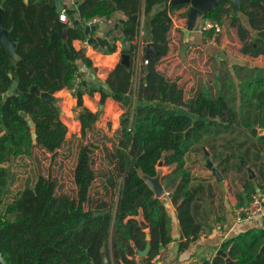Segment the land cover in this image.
Wrapping results in <instances>:
<instances>
[{
    "label": "trees",
    "instance_id": "1",
    "mask_svg": "<svg viewBox=\"0 0 264 264\" xmlns=\"http://www.w3.org/2000/svg\"><path fill=\"white\" fill-rule=\"evenodd\" d=\"M171 1L119 0L117 4L113 0H85L79 6L76 17L85 24L96 18L109 20L116 12L127 17L122 34L130 42L129 49L124 52L130 58V66L119 63L104 86H93L92 82L82 79L80 72L81 67L93 70V63L73 46L75 40H85V35L58 22L56 11L48 5V0H43L46 4L36 17L30 11L22 13L23 0H0L4 9L3 27L10 30L18 56L14 59L0 42V249L8 264H104V256L108 264H141V261L156 264L153 260L161 254V246L166 247L174 241L173 218L162 199L156 198L147 184L146 176H159L170 203L177 206L176 218L181 229L179 248L183 251L206 230V226L197 223L193 211L188 156L204 151V147L216 153V142L221 140L229 153L211 155L219 159L222 173L236 167L245 169L240 157L247 163L250 156L264 162V150L256 145L264 146V142L256 139V143L248 147L245 141L232 146L233 142L225 137L251 135L257 114L258 124L264 128V78L250 89L254 118L238 128L237 113L227 103L219 86L213 94L214 90L204 85L193 99L186 101L184 90L158 72L157 64L170 51L167 34L172 25L171 14L187 6L173 5ZM157 6L163 8L152 15L149 39L144 35L141 38L144 43H153L157 52L150 54L147 74L143 67L142 77L135 87L136 78L140 76L136 71V56L144 30L141 16H149ZM232 6L230 0L221 2L204 18L221 25L227 19L230 27L237 28L241 54L250 58L264 56V0H242L238 15L234 14ZM75 13L69 11L68 14ZM240 14L248 19L254 34L242 24ZM135 15L136 21L129 20ZM50 19L56 23L51 25ZM7 20L12 22V29ZM55 32L59 35L52 37ZM100 45L109 47V42L100 41ZM110 50L115 53L116 45ZM76 80H79L77 87ZM14 81L18 82V92L4 99L3 95ZM32 87L52 95L64 89L72 91L76 102L74 112L83 137L99 122L102 113L85 107V95L92 97L100 93L102 105L107 98H112L128 107L120 119L123 136L117 151H105L110 167L108 185L114 194L112 202H101L95 209L91 208L95 173L91 148L86 146L79 154L74 173L77 200L58 199L52 178L38 176L33 185L28 183L5 203L10 175L6 165L13 158L32 156L36 147L55 153L68 134V127L55 103L32 94ZM128 96L130 102L126 101ZM138 100L185 108L208 121L179 117L176 110L156 104L139 106ZM23 112L35 124L36 143L33 129L21 116ZM162 159L164 166L159 168ZM231 160H237V165H230ZM163 168L170 172L165 174ZM246 190L247 196H239L238 207L247 205L252 195L259 191L263 193L264 186L256 185V179L248 180ZM143 221L148 231L141 228ZM148 246V256L137 261L138 252L145 251ZM220 250L227 256L216 254L211 260L202 259L192 264H228L227 258L233 264H264V227L252 228L227 239Z\"/></svg>",
    "mask_w": 264,
    "mask_h": 264
},
{
    "label": "crops",
    "instance_id": "2",
    "mask_svg": "<svg viewBox=\"0 0 264 264\" xmlns=\"http://www.w3.org/2000/svg\"><path fill=\"white\" fill-rule=\"evenodd\" d=\"M56 1H59L63 8L62 12H65L69 17V21L67 23H63L59 20V15L62 12L58 10ZM84 1L85 0H48L47 3L56 11V20L58 22L65 26L73 28V25L70 22L71 15H69L68 13L69 11H71V8H74L76 12L74 15L77 16L79 6L84 3ZM45 4L46 3H44L43 0H23V5L25 8L23 9L22 13L25 14V11H30V13L35 14L36 17L40 13L42 6ZM0 7L3 9L2 6ZM162 8L163 6H157L154 9L153 13L149 16H141V27L143 26L144 30L141 32L142 35L140 36V41L142 40L141 38L143 35L144 38L149 39L148 33L150 30V20L152 18V15H154V13L161 10ZM189 10L190 6H186L185 8L175 11L171 14L172 25L167 34L170 51L169 54L166 57L162 58L157 64L158 72L163 74L166 78L176 82L180 88L185 90L186 87L195 85V81L198 79V75H196L197 68L205 69L207 67L206 64L210 58L225 62L226 67L231 71H234V68L238 67V71H240L241 73L242 71L247 73L251 71L253 72L259 67H264V56H261L259 58H250L241 54L240 50L242 47V43L239 40L237 28L230 27L229 21H227V19H225L222 23L223 34H220L216 37L212 32H201L198 25L193 32L188 33V14H186V12ZM114 17H119L120 19L124 20L127 19V17H125L121 12H116L111 19H103L102 22L104 23V30H110L114 28L115 24L117 23L116 20H113ZM239 17L242 24H244L252 34H254L253 30L249 26L248 19L242 14H240ZM76 18L79 19L78 17ZM56 20L50 19L49 23L51 25H54V23H56ZM7 24L10 26V29L13 28V24L11 21L7 20ZM4 29L6 28L4 27ZM6 30L10 36V30ZM21 34V32H18V35ZM115 35L119 37L115 43L117 51L108 55L93 49L87 43L86 39L75 40L73 42L74 48L77 51H83L86 57L89 58L93 63V70H88L85 67L80 68L82 79L88 82H92L93 86H104L108 76L112 73L116 66L121 63L122 54L124 53L121 41L124 37L122 32H114L111 37ZM92 36L98 38L99 42L109 40V38H107L103 34V32L92 33ZM218 37H222V40L217 41ZM187 39H189L190 45L185 52V56L183 57L182 51ZM149 43L142 42V60L149 59L150 57V54H148L147 51V45ZM101 47L107 48L108 46ZM144 71L145 74H147L146 66H144ZM141 77L142 74L140 72L138 80ZM200 78L202 79V77ZM138 80H136L135 87L138 84ZM191 89L192 92L195 91L194 87H191ZM58 93L67 96V102L70 104V106L76 103L71 91L64 89ZM194 97H192V99ZM84 105L94 113H96L97 111H101L102 113L100 116V121L102 123L104 121L120 122L122 115L128 110V107L126 105L117 102L112 98H107L104 105H102L100 93H95L92 97L89 95H85ZM231 107H233V111L237 113V117L238 113L240 117H242V115L247 116V107L244 110L240 109V105H238L237 108L236 106ZM245 121L248 120L245 119L243 122L236 120V126L238 128H242ZM97 124L98 123L94 124L91 128H94ZM259 127L262 128L261 126ZM257 129L259 130L258 127ZM222 144L223 142L217 145V155L219 153H223L221 150H219L222 147ZM238 145L239 144L234 146ZM256 145L258 149L264 150V146H260L258 145V143H256ZM211 160L214 163V167L219 171L221 180L217 175H215L212 169L207 167V160L205 159V155L202 159L199 152L191 153V155L188 156L187 160V167L191 173L189 190L194 197V215L196 217L197 223L202 224L203 227L206 226V230L200 235L199 239L196 242L191 243L187 249L180 251L179 243L181 241V229L179 221L176 218L177 206H173L170 203L172 209L168 212L171 213V216L173 218L172 234L174 237V241L164 247L163 250H161V254L153 260L154 263L192 264L195 262H199L202 259L211 260L218 253L221 245L227 239L232 238L252 228L264 227V213L255 217L251 221H244L241 223L235 222V211L239 208V196H247L248 190H246V185L247 181L250 179L249 177H246V168L241 169L240 167H236L226 173H222L221 167L219 168L218 164H216L217 162H219V159L213 160L212 156ZM230 165H237V160H231ZM6 166H8V164ZM248 166L252 167L255 172L256 176L254 179H256V185L260 184L264 186V162L261 160L256 161L250 156L248 159ZM258 194L261 195L264 205V192L262 193L259 191ZM218 225L223 226V234L217 232L216 227ZM185 240L186 239H184L183 241ZM139 259L140 257L137 255L136 260L139 261ZM141 264L145 263L141 261Z\"/></svg>",
    "mask_w": 264,
    "mask_h": 264
},
{
    "label": "rangeland",
    "instance_id": "3",
    "mask_svg": "<svg viewBox=\"0 0 264 264\" xmlns=\"http://www.w3.org/2000/svg\"><path fill=\"white\" fill-rule=\"evenodd\" d=\"M220 40H222V37L217 38V41ZM206 66L205 69L197 68L196 75H198V79L195 81V85L185 88L184 93L186 101H190L192 97L196 96L204 85L212 88L214 90L213 94H216V87L219 86L230 106H236L237 108V106L240 105V109L242 110L246 107L248 108L247 116L242 115V117H240L238 113V121L243 122L245 119H253L254 104L250 101L249 93L253 84L264 78V67H259L253 72L247 73L242 71L241 73L238 71V67H235L234 71H231L226 67L225 62L218 59L215 60L214 58H210ZM199 76L202 77V79ZM191 87L195 88L194 92H192ZM54 96L60 99L59 106L63 112V121L68 127L66 141L55 153H49L43 148L36 147L32 156L16 157L8 163V168L10 170L8 180L9 191L5 197V203L11 201L17 193L24 190L28 183L33 185L38 176H43L45 178L50 176L52 178L55 183L54 193L58 199L67 197L70 200H77L74 173L79 154L86 146L91 148L93 160L92 168L95 173V180L91 189V208L95 209L101 202H112L114 200V194L113 190L108 185L110 167L106 160L105 151L106 149L114 153L117 151L123 136V129L120 122L104 121L102 123L99 120L98 124L94 128H90L86 136L83 137L80 132V124L76 120L74 112L75 104L70 106L67 102L68 98L64 94L56 93ZM257 127L259 128V134H263L264 129L260 128L259 124ZM225 137L233 142L232 146L245 141L246 147H248L255 143L256 140V138L248 133L247 135H241V137H238V134L225 135ZM220 143L221 140L216 142V148ZM219 150L225 155L229 153L223 146ZM207 151L210 153V159H212L211 153L216 154L213 151ZM199 153L203 159L205 155L204 151ZM213 160H217L215 155ZM216 164H218V162ZM163 171L165 174L170 172L167 168H163ZM245 173H248L247 169ZM146 231H148V229H146Z\"/></svg>",
    "mask_w": 264,
    "mask_h": 264
},
{
    "label": "water",
    "instance_id": "4",
    "mask_svg": "<svg viewBox=\"0 0 264 264\" xmlns=\"http://www.w3.org/2000/svg\"><path fill=\"white\" fill-rule=\"evenodd\" d=\"M113 1L117 4L119 3V0H113ZM224 1H227V0H172L171 4H173V5L182 4V5L190 6V10H189L188 15H187V18H188L187 31H188V33H191L196 29L197 25H199L203 21L205 15L207 13H209L211 10L216 8L219 3L224 2ZM230 1L233 3L232 7H233L234 14L238 15L240 13L239 4L242 0H230ZM56 5H57L58 10L62 12L63 8H62L61 4L59 3V1H56ZM70 10L72 12H75L74 8H71ZM2 15H3V9L0 7V42L7 48V50L11 54V56L17 60L18 56L15 53L16 45L14 44L12 39L10 38L7 30L4 29V27H3ZM113 20L117 21L114 28L110 29V30H104V23L103 22L90 26V25H86L84 22L77 19L75 15L70 16V22L72 23L73 28L79 32H82L85 35L87 43L93 49L98 50L99 52L104 53L106 55L111 53L110 48L115 47V43L119 38L117 35L112 36V37H111V35L114 32H123L124 26L126 23V20L120 19L119 17H114ZM129 20L136 21L137 16L136 15L131 16L129 18ZM100 32H103V34L107 38H109V40H108L109 41V47H107V48L101 47L99 39L92 36V33H100ZM58 35H59V33L55 32L52 35V37H55ZM121 45H122L123 52H126L129 49L130 42L127 38H123L121 41ZM189 45H190L189 39H187L185 42V45L183 47V51H182L183 57L185 56V52L187 51ZM147 51H148V54L157 52L155 49V45L153 43H149L147 45ZM222 57H223V55H222ZM121 63L127 67L130 66V58L125 53L122 54ZM17 87H18V82L14 81L12 83V86L9 89V91L3 95V98L7 99L9 96L14 95L15 92L17 93L18 92ZM31 93L42 98L43 100L54 102L58 111L61 114H63L62 109L59 106V102H60L59 98H56L51 93L41 92L36 87L31 88ZM126 101L130 102L131 97L128 96L126 98ZM137 104L139 106H150V105H155L156 103L155 102H143V101L138 100ZM156 106L157 107H163V108L168 109L170 111L176 110V114L179 117L189 118L193 121H196V120L197 121H203V122L208 121V119H205V118H198L195 114L191 113L190 111H188L185 108L175 109L174 106L163 104V103H157ZM256 110H258V106H256ZM21 116L26 119L29 127L33 129V131H32L33 141H34V143H36L37 137H36V132L34 130L35 124H34L33 120L28 117L27 113L23 112V113H21ZM258 120H259V115L257 114L255 116V121H254L255 127L251 130V135L254 138L258 139L259 141L264 142V133L259 134V130L257 129ZM204 153H205V157L208 158L207 167L212 169L214 171L215 175H217L218 178L221 180V175H220L219 171L214 167V163L210 159V153L207 151V149L205 147H204ZM240 161H241V164L247 169L248 174H249V179L253 180L256 176L254 170L250 166H248V163L244 160V158L240 157ZM163 166H164V159H162L158 164L159 168H162ZM145 180H146L147 184L149 185V187L154 191L156 198L162 199L166 210L170 211L172 209V206L169 202L168 194L166 193L165 188L163 187V185L161 183V178L159 176L154 177V178L146 176ZM141 228L143 230L148 229L147 223H145L143 221L141 223ZM148 238H149V236H148ZM163 248L164 247L161 246V250H163ZM148 253H149V246L146 248L145 251L138 252V256L144 258V257L148 256ZM217 254L222 255L224 257L227 256L221 250H219ZM227 263L233 264V261H231L230 258H227ZM0 264H8L2 255L1 249H0ZM104 264H108V260L105 256H104Z\"/></svg>",
    "mask_w": 264,
    "mask_h": 264
},
{
    "label": "built area",
    "instance_id": "5",
    "mask_svg": "<svg viewBox=\"0 0 264 264\" xmlns=\"http://www.w3.org/2000/svg\"><path fill=\"white\" fill-rule=\"evenodd\" d=\"M103 19L104 18H96L93 21L88 22L87 25L91 26V25L101 23L103 21ZM59 20L63 23H67L69 21V17L67 16V14L65 12H62L59 15ZM198 26H199V29L201 32H203V33L212 32L215 35V37L222 34V32H223L222 25L219 24L218 22L212 21L210 19L204 18L203 21ZM141 35H142V33H141ZM141 50H142V42H140V46H139L138 53L136 56V71H137L138 75L140 74L141 69L144 66H147L149 64L148 59L142 60ZM138 78H139V76L136 78V80H138ZM78 83H79V80H76L75 87H77ZM263 213H264L263 199H262L261 195L254 194V195H252L251 201L247 205L239 207L235 211V217L234 218H235L236 223H241L244 221H251L255 217L262 215ZM216 230L220 234H223V232H224V228L222 225H218L216 227Z\"/></svg>",
    "mask_w": 264,
    "mask_h": 264
}]
</instances>
